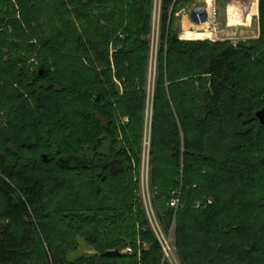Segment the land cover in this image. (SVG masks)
Instances as JSON below:
<instances>
[{
    "label": "trees",
    "instance_id": "16d2710c",
    "mask_svg": "<svg viewBox=\"0 0 264 264\" xmlns=\"http://www.w3.org/2000/svg\"><path fill=\"white\" fill-rule=\"evenodd\" d=\"M185 1L161 2L158 219L182 264H264V0L237 47L181 40ZM19 5L0 0V264H166L138 197L154 0ZM79 238L96 254L71 262Z\"/></svg>",
    "mask_w": 264,
    "mask_h": 264
},
{
    "label": "rangeland",
    "instance_id": "374dc122",
    "mask_svg": "<svg viewBox=\"0 0 264 264\" xmlns=\"http://www.w3.org/2000/svg\"><path fill=\"white\" fill-rule=\"evenodd\" d=\"M10 1L14 4L17 11L16 16L19 19L21 14L19 0ZM161 2L162 0H154L151 33L148 37L150 54L146 86L145 131L143 137L142 165L139 174L138 197L143 204L152 232L163 246L164 262L166 264H182L176 246V217L169 231L166 230L165 226L161 225L158 219V211L155 207L156 194L152 193L150 180L153 104L158 79L161 47ZM234 5L246 14L249 8V0H186L178 6L176 17L173 20V31L181 40H188L183 37L185 32L194 31L195 33L203 35L200 36L201 38L194 39L195 41L229 42L235 47L240 43L259 39L260 16H252L249 24L243 26L237 22L241 19V15L237 11L234 12ZM42 24L46 28L49 27L50 22L45 20L42 21ZM0 30L2 29L0 28ZM52 31L56 32V30L51 29L47 32ZM204 34L206 35L204 36ZM113 48L112 46L111 53L114 52ZM116 84L117 89H120L121 93H123V86L117 80ZM0 120L5 121L7 119L2 116ZM123 120L127 122L128 118H124ZM77 242V249L69 254V260L71 262H76L81 258H89L96 254L95 250L83 238H79ZM123 253L130 252L126 250Z\"/></svg>",
    "mask_w": 264,
    "mask_h": 264
},
{
    "label": "bare ground",
    "instance_id": "6f19581e",
    "mask_svg": "<svg viewBox=\"0 0 264 264\" xmlns=\"http://www.w3.org/2000/svg\"><path fill=\"white\" fill-rule=\"evenodd\" d=\"M248 5V4H247ZM240 13L241 19H239L237 22L240 23L243 26H246L249 24L252 16L259 15V8H258V0H249V8L246 11V14H244L238 7L234 5V12ZM248 12V14H247ZM237 25V24H236ZM206 34H204L205 36ZM200 36H203L202 34L195 33L194 31H187L184 33L183 37L188 40H194L197 38H201Z\"/></svg>",
    "mask_w": 264,
    "mask_h": 264
},
{
    "label": "water",
    "instance_id": "95a60500",
    "mask_svg": "<svg viewBox=\"0 0 264 264\" xmlns=\"http://www.w3.org/2000/svg\"><path fill=\"white\" fill-rule=\"evenodd\" d=\"M257 118L260 121L262 125H264V109L260 110L257 112ZM43 160L45 162L49 161V156L48 155H43ZM122 253L120 251H110L105 254L107 257H117L120 256Z\"/></svg>",
    "mask_w": 264,
    "mask_h": 264
},
{
    "label": "built area",
    "instance_id": "2783aa9c",
    "mask_svg": "<svg viewBox=\"0 0 264 264\" xmlns=\"http://www.w3.org/2000/svg\"><path fill=\"white\" fill-rule=\"evenodd\" d=\"M177 205H178V200H174L173 203H172V206L173 207H177ZM127 251L132 252L131 249H127Z\"/></svg>",
    "mask_w": 264,
    "mask_h": 264
}]
</instances>
